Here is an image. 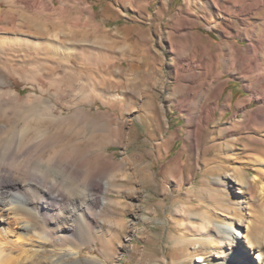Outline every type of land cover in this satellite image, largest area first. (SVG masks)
Listing matches in <instances>:
<instances>
[{"label":"rangeland","instance_id":"374dc122","mask_svg":"<svg viewBox=\"0 0 264 264\" xmlns=\"http://www.w3.org/2000/svg\"><path fill=\"white\" fill-rule=\"evenodd\" d=\"M40 1L63 21L58 37L28 27L30 11L0 16V128L23 148L14 178L62 198L48 247L79 249L64 264H216L212 224L233 214L246 251L264 255V82L249 84L248 41L223 2Z\"/></svg>","mask_w":264,"mask_h":264},{"label":"bare ground","instance_id":"6f19581e","mask_svg":"<svg viewBox=\"0 0 264 264\" xmlns=\"http://www.w3.org/2000/svg\"><path fill=\"white\" fill-rule=\"evenodd\" d=\"M221 1L223 2V7L221 11L225 14V18H223L224 21L233 23V19H237L243 27V38L247 39L248 41L247 45H245L241 51V64L247 65L245 69V75L247 78L252 76L254 78V81L249 80L248 82L250 85L252 83L260 84L264 82V0ZM208 3L210 4V9L211 7H214L216 9L218 8L215 0H210ZM2 6L6 7L3 12ZM44 6L45 5L41 3L40 0L36 2V4H34L30 9L23 7L16 0H0V16H4L5 18H7L6 21L8 23H11L13 22V19L16 16H21L22 18H25L23 12H25L24 14H26V11H30L31 14L29 15L27 13V19L25 18L28 27H31L32 29H34V31L36 30L35 32L38 33L37 35L46 36L52 30L55 33V37H58V34L62 30L64 23L62 20H56L57 18H52V13L54 11L53 8L49 9L47 7L45 8ZM205 7L207 8V6ZM210 9H208V12L210 11ZM46 16L49 17L45 18ZM256 18L259 19L258 22H254V24L250 22L251 19ZM40 19H43L45 21L41 22L42 25L40 24ZM252 24L256 26V28H258L255 32L249 30ZM15 47H8V49H6L13 50V48ZM5 50L3 52H6ZM53 51L54 50H46L45 53H47L48 56L46 54L44 56L50 57L49 55H52ZM41 52L43 53V51ZM27 55H29V53H27ZM230 55H232V53H229V56ZM31 56L32 55H30V57ZM4 58H6L5 55ZM258 95H261L260 97H258L259 102H263L264 90L262 91V94L258 93ZM252 96L255 97V93ZM23 107L21 108L23 109ZM5 129L6 130L3 131L0 128V264H64L65 260H67L66 262H68V260L74 263L78 262L79 249L75 248L74 245L69 248H60L56 246L55 248H51L50 246L48 247V241L49 237L51 236V233L48 230L47 216H49L50 214L53 216V214H55V209H63V204H59L61 203L62 198L56 195V193L50 194L49 191L38 188L36 185H38L39 183L36 184L33 182V180L29 178H26L24 180V184H22V182L20 183L14 178V172L16 173V171L14 169V164L12 163V161L18 159L21 156L22 151L20 150H23V148L20 147L21 149H19L17 147V133L14 134L11 129H7L6 127ZM235 140L237 141L238 138H236ZM25 146L24 148H27ZM95 186L96 185L93 182H90L88 188L90 189ZM89 200L92 204L99 205V203H103L104 197L99 202L97 198L93 196L92 193H90ZM86 205L87 204H85V207ZM60 210H58L57 212L59 213ZM77 212L78 211L76 204L73 203L72 209H70V214L69 216H67V218L72 217L73 222L76 221V219L79 217V214ZM230 219L232 221L228 224H212V226L214 227V231L224 241V245L222 244V250L220 251V256L222 259L220 261L212 263L264 264L263 254L258 252L257 255L254 256L253 254H251V251H246L245 247L251 248V245L254 243L252 236H250L248 233V230L245 229V231H243V229H240L237 225L233 223V219H235V216L233 214L230 215ZM63 222L64 221H62L61 224H58L57 221L54 222L56 231H64L67 228L72 231L76 225L74 223L72 224V222L71 224L66 225L67 223L63 224ZM68 239L69 238L64 233L58 240L67 241ZM94 258V256H89L88 261H95L96 258L95 260ZM253 258L257 259V263H253ZM197 261H201V258H199ZM195 264L199 263L196 262Z\"/></svg>","mask_w":264,"mask_h":264}]
</instances>
